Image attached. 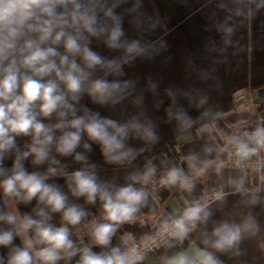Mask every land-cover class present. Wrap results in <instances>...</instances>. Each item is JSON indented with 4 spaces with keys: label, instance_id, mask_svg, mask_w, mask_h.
<instances>
[{
    "label": "clouds",
    "instance_id": "clouds-1",
    "mask_svg": "<svg viewBox=\"0 0 264 264\" xmlns=\"http://www.w3.org/2000/svg\"><path fill=\"white\" fill-rule=\"evenodd\" d=\"M124 0H0V193L5 203L37 206L33 214L18 215L0 208V247L8 249L0 255V264H57L63 256L78 255L77 264H136L142 257L111 246L117 227L131 221L147 200L144 189L155 174L149 162L142 173H133L124 186L101 182L96 165L88 162L83 147L91 151L99 146L107 163L120 164L135 158L136 150L130 139L154 144L159 137L150 120L133 116L121 122L102 116L80 102L87 95L94 104L103 106L122 102L134 88L131 80L108 79L124 75L123 67L137 57L148 56L152 45L139 40H124L122 17L116 9ZM264 7V5H258ZM231 34L232 28L224 29ZM101 40L109 49H122L123 55L108 59L91 47V40ZM99 71L102 75H95ZM204 100L201 101L203 103ZM139 103V101H137ZM170 118L180 126L190 123L182 108L169 110ZM54 123H45L52 120ZM85 136L88 142L82 141ZM246 139L235 138V155L247 160L264 149V126H257ZM30 138L21 146L18 138ZM91 142V143H89ZM55 153V155L53 154ZM74 156L84 165L71 173L57 159ZM33 166L47 164L44 173L28 171L25 162ZM11 160V167L5 161ZM65 178L72 196L84 197L89 204L99 200L102 221L94 220L89 236L94 245L78 247L71 238L68 225H79L88 213L70 203L62 187L52 177ZM168 186L191 188V183L179 168H170L161 181ZM260 197L255 193L250 203ZM52 213H60L59 227L49 221ZM211 213L204 205L194 202L180 218L165 222V231L183 240L190 227L205 222ZM256 228L255 219L243 224L219 223L212 232L211 247L225 252L235 248L242 234ZM21 238L22 244L13 241ZM209 243V241H205ZM166 264H220L212 252L197 249L194 254L178 253Z\"/></svg>",
    "mask_w": 264,
    "mask_h": 264
},
{
    "label": "crops",
    "instance_id": "crops-1",
    "mask_svg": "<svg viewBox=\"0 0 264 264\" xmlns=\"http://www.w3.org/2000/svg\"><path fill=\"white\" fill-rule=\"evenodd\" d=\"M258 5H264V0H124L116 9L122 17L123 39L139 40L153 49L148 56L124 65L123 76L107 77L133 81L134 88L122 102L103 106L94 104L85 95L80 103L121 122L133 116L150 120L159 139L154 144L130 139L128 144L136 150V156L120 164L107 163L96 144H92L90 152L82 146L77 152H84L88 162L97 166L98 179L110 185L124 186L131 182L128 177L142 173L145 159L153 156L157 164L167 166L161 171L162 176L170 168H179L191 188L174 185L147 195L134 218L117 227L111 246H119L123 251L130 241L155 232L158 220L176 218L194 202H201L211 213L207 221L190 227L183 240L168 238L146 252L136 264H166L178 253L192 255L197 249L212 252L220 264H264V181L258 178L264 164L261 168L255 166L258 155L242 161V166H226L224 162L226 145L238 138V124L252 113L248 100L235 102V92L249 93L264 108V7ZM225 28L233 31L226 34ZM90 47L108 59L123 55L122 49H109L95 38ZM95 75L102 73L97 71ZM177 108L184 109L190 117L188 125L180 126L169 117V110ZM54 122L55 117L45 120ZM29 139L18 138V143L23 146ZM84 142H88L86 136ZM57 159L69 173L84 166L74 156ZM5 166L11 167V160H6ZM25 167L30 172L44 173L48 165L33 166L29 159ZM48 182L60 185L69 202L88 213L81 223L102 210L99 200L89 204L84 197L72 196L64 177H52ZM242 186L248 189L242 191L239 189ZM212 191L219 192V196L203 202L204 194ZM253 193L260 197L256 204L250 203ZM36 206L35 199L30 204L5 203L0 193V208L5 211L34 215ZM249 217L255 219L256 228L243 233L235 248L220 252L211 247L214 239L211 234L219 223L243 224ZM49 222L61 226V214L52 213ZM5 227L0 224V228ZM88 233L89 230L81 238H71L78 247L102 251ZM13 243L21 245V238L17 237ZM7 251L0 247L5 260ZM78 260V255H65L57 264H77Z\"/></svg>",
    "mask_w": 264,
    "mask_h": 264
},
{
    "label": "built area",
    "instance_id": "built-area-1",
    "mask_svg": "<svg viewBox=\"0 0 264 264\" xmlns=\"http://www.w3.org/2000/svg\"><path fill=\"white\" fill-rule=\"evenodd\" d=\"M239 91L240 90H238L236 92L240 93ZM241 97L243 98L244 94L238 95V98H241ZM247 97L250 98L251 101H253V103L257 107H262L263 104L259 100H256L255 98H253L249 93H248ZM262 122H264V117L259 122L260 126L261 125L264 126V124H262ZM263 151H264V149L260 150V152L258 153L259 158H258L256 164L259 166V168H261V166L264 164V153H263ZM155 169H156L155 174L153 175V177L151 178V180L147 184H136L135 185L137 188L142 187L144 189V191L147 193V195L152 194L154 192L162 191V190H164V187H165V184H163L161 182L162 177L160 176L159 171L157 170L156 167H155ZM258 178H259V181H264V168L260 169ZM239 189L242 191L243 190L246 191L248 189V187L242 186ZM217 196H219V192H217V191L207 192L203 196L204 197L203 202L210 201V200L216 198ZM198 203L201 204V202H198ZM182 215H179L176 218L170 219L168 221L158 220V222H157L158 227H157L155 232H153L152 234H148L146 236H143V237H140L138 239H134V240L130 241L123 251L131 252L132 249H135V253L140 255L143 259L146 252L152 250L157 245L166 241L168 238L173 237L171 235V229H169L168 231L164 230V228H163L164 223L168 222L169 224H171L172 220L180 218ZM94 220L102 221V210L93 214L85 222L80 223L79 225H76L73 227H69L71 235L75 236L77 238H81V236L89 230V226H90L91 222Z\"/></svg>",
    "mask_w": 264,
    "mask_h": 264
},
{
    "label": "rangeland",
    "instance_id": "rangeland-1",
    "mask_svg": "<svg viewBox=\"0 0 264 264\" xmlns=\"http://www.w3.org/2000/svg\"><path fill=\"white\" fill-rule=\"evenodd\" d=\"M239 92L240 93L235 92V94L233 95L235 102H242V101H247L248 100L250 102L251 107H252V109H251L252 110L251 111L252 112L251 113V117H249L244 122L239 123L238 126H237V132H238L237 137L242 139L244 137L246 138L245 133H248V132L251 133L252 131L255 130V128L257 126H260L259 122L264 117V108L262 109V107H257L253 103V101H251V99L247 97L248 96L247 92L242 91V90H240ZM239 94H244V97L243 98L242 97L238 98ZM262 124H264V122H262ZM263 153H264V151H263ZM258 158H259V155H258ZM242 161H244V160H240L235 155V149H234L233 141L229 142L226 145V147H225V157H224L225 165L226 166H235V165L239 166L238 164L243 163ZM149 162H151V164L154 165L157 168V170L159 171L160 176L163 178L165 175L162 176V173H163V171H165V169H167L166 164L165 163L164 164H160V165L157 164L156 159L153 156L152 157H148V158L145 159L144 166L146 167V165ZM245 162H247V161H245ZM240 165L242 166L244 164H240ZM255 166L257 168H259V166L256 163H255ZM161 171H162V173H161ZM167 187H168V185H165L164 189L167 188ZM68 227H73V226L71 225V226H68ZM72 237H75V236H72Z\"/></svg>",
    "mask_w": 264,
    "mask_h": 264
}]
</instances>
